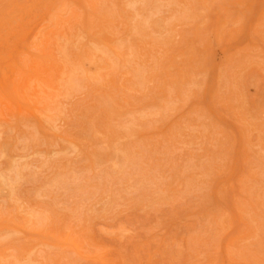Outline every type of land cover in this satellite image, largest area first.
<instances>
[{
    "label": "rangeland",
    "instance_id": "1",
    "mask_svg": "<svg viewBox=\"0 0 264 264\" xmlns=\"http://www.w3.org/2000/svg\"><path fill=\"white\" fill-rule=\"evenodd\" d=\"M0 264H264V0H0Z\"/></svg>",
    "mask_w": 264,
    "mask_h": 264
},
{
    "label": "bare ground",
    "instance_id": "2",
    "mask_svg": "<svg viewBox=\"0 0 264 264\" xmlns=\"http://www.w3.org/2000/svg\"><path fill=\"white\" fill-rule=\"evenodd\" d=\"M6 1V0H5ZM41 5V4H40ZM16 9V8H15ZM35 72V71H34ZM92 76V75H91ZM110 147V146H109ZM126 152V151H125ZM5 153V152H4ZM115 157V156H114ZM127 159V158H126ZM125 161V160H124ZM135 161V160H134ZM116 163H117V161H116ZM116 166V165H115ZM118 167V166H117ZM115 168V167H114ZM14 173V172H13ZM3 174V173H2ZM17 178V177H16ZM15 179V178H14ZM8 182V181H7ZM5 185V184H4ZM13 185V184H12ZM6 187H7V185H6Z\"/></svg>",
    "mask_w": 264,
    "mask_h": 264
}]
</instances>
